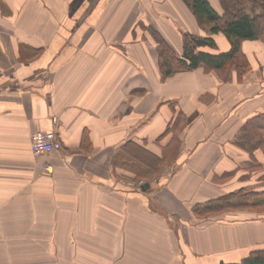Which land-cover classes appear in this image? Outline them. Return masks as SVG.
<instances>
[{"label": "crops", "instance_id": "1", "mask_svg": "<svg viewBox=\"0 0 264 264\" xmlns=\"http://www.w3.org/2000/svg\"><path fill=\"white\" fill-rule=\"evenodd\" d=\"M152 33L177 57L184 35L207 36L182 0H0V264H238L264 248L251 211L192 213L264 193L263 153L236 145L264 112V43H242L240 80L164 78ZM213 39L200 50L229 51ZM50 130L60 150L33 155Z\"/></svg>", "mask_w": 264, "mask_h": 264}, {"label": "trees", "instance_id": "2", "mask_svg": "<svg viewBox=\"0 0 264 264\" xmlns=\"http://www.w3.org/2000/svg\"><path fill=\"white\" fill-rule=\"evenodd\" d=\"M190 9L196 23L206 33V37L184 35L182 55L177 57L169 45L158 35L152 33L157 44L159 69L166 78L177 70H193L204 66L223 76L232 67L238 79L250 71L247 58L242 52L244 41L264 43V0H217L220 12L216 11L208 0H182ZM221 34L229 43L227 52L208 54L200 49L216 48L213 35ZM236 145L250 156L253 150H260L264 155V112L249 118L242 126ZM158 166L165 165L157 163ZM250 200H241V194ZM237 199L232 201L234 198ZM263 199L257 201V199ZM248 209L264 213V193L238 190L200 206H195L192 213L204 219L213 215ZM224 264V263H220ZM238 264H264V248L255 249Z\"/></svg>", "mask_w": 264, "mask_h": 264}, {"label": "built area", "instance_id": "3", "mask_svg": "<svg viewBox=\"0 0 264 264\" xmlns=\"http://www.w3.org/2000/svg\"><path fill=\"white\" fill-rule=\"evenodd\" d=\"M52 122L56 124V118H52ZM60 148L61 145L57 133L54 130L36 131L30 135V151L35 156L46 157L52 152L59 151ZM43 171L46 174L51 173V165L45 163L43 165Z\"/></svg>", "mask_w": 264, "mask_h": 264}, {"label": "rangeland", "instance_id": "4", "mask_svg": "<svg viewBox=\"0 0 264 264\" xmlns=\"http://www.w3.org/2000/svg\"><path fill=\"white\" fill-rule=\"evenodd\" d=\"M228 72V71H227ZM226 72V73H227ZM225 73V74H226ZM220 77H224V75L223 76H221L220 75ZM238 80H240V79H238ZM172 152V154H173V152H175V150H172L171 151ZM166 165V164H165ZM165 165H163V166H161V168H160V170H162V169H164V171H166V172H168V173H170V172H173L174 171V166H172V165H167L166 167H164ZM167 173V174H168ZM237 199V197L236 198H234L232 201H235ZM239 199H241V200H250V197H247V196H245V194L243 193V194H241V197L239 198ZM259 200H263V199H257V201H259ZM242 210H245V209H242ZM241 210V211H242ZM246 210H248V209H246ZM236 211H238V210H236ZM248 211H251V210H248ZM227 212H225V213H221V214H217V216L216 215H213V216H216V217H219V216H222L221 218H219V219H223V220H225V221H230L229 220V218H232V217H230V215H225ZM251 213L254 215V216H252V218H256V219H264V213H260V212H252L251 211ZM211 217V216H210ZM238 218V217H237Z\"/></svg>", "mask_w": 264, "mask_h": 264}, {"label": "water", "instance_id": "5", "mask_svg": "<svg viewBox=\"0 0 264 264\" xmlns=\"http://www.w3.org/2000/svg\"><path fill=\"white\" fill-rule=\"evenodd\" d=\"M140 189H141L142 192H144L145 190L148 189V184L145 183L144 185H142V186L140 187Z\"/></svg>", "mask_w": 264, "mask_h": 264}]
</instances>
